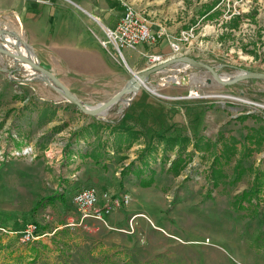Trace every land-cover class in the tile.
<instances>
[{"label": "rangeland", "instance_id": "rangeland-1", "mask_svg": "<svg viewBox=\"0 0 264 264\" xmlns=\"http://www.w3.org/2000/svg\"><path fill=\"white\" fill-rule=\"evenodd\" d=\"M123 1L134 6L133 0ZM198 1L180 3L181 8L187 7L179 11L180 15L193 14V20L183 31L194 28L196 36L193 41L197 39L199 26L204 25L206 42L216 40L222 43L220 55L216 56L211 49H207L204 51L206 55H201L199 61L218 67L220 73L228 78L243 71L264 72V0H201L208 5L207 9L215 6L212 12L207 11L204 20L201 19L202 14L198 13L201 7ZM6 2L0 0L4 8H0V29H6L23 39L20 29L14 25L11 6L9 9ZM106 31L107 28L105 34ZM9 37L16 40L11 35ZM0 43L8 51L13 50L10 44L5 45L6 42L1 39ZM183 44L181 51H173L174 57L190 56L186 53L187 46ZM110 51L111 62L117 70L105 81H91L75 75L61 78L56 76L53 69L48 71L84 102L103 103L128 84L136 69L154 65L152 55L142 56L134 69L126 50L119 53L111 47ZM1 53L0 69H15V64ZM19 67L22 70L16 71L15 76L29 78L30 72L21 64ZM7 77L0 70V81L4 79L0 82L4 91V100L0 101V264H264V203L258 218L236 212L232 207L234 196L243 192L248 179L253 180V175L246 173L241 182L233 187L221 185L214 188L208 180L211 160L203 159L199 154L194 155L180 176L168 173L169 164L164 166L159 160L154 165L158 185L147 191L143 188L140 197L144 203L137 207L142 213L133 222V233H129L133 217L127 222L125 234L130 237V242L126 241L125 246L101 241L98 238L101 235L92 234L93 229L99 224L105 225L104 220L111 214L104 220L95 219L99 223L96 225L86 223L87 219L82 221L81 214L72 204L75 189L70 187V180L64 178V175L68 177V173H64L67 165L65 162L60 165V161H57L59 153L56 148L64 146L63 139L68 137L67 134L74 128L72 124L78 120L75 115L82 112H77L79 109L76 106L66 102L49 87L50 99L54 101H45L44 104L60 103V114L67 126L63 122L61 125L65 127L62 131L54 134L47 132L44 136L47 139L41 141L39 146L35 145L37 135L49 126L26 137L27 140L33 138L32 145L21 144L22 137L14 131V123L9 125L8 121L20 106L8 111L5 109L27 98L29 101L27 99L23 107L32 103L36 97L32 84L39 82L16 83ZM15 84L17 87L12 86ZM147 86L150 90L143 88L140 95L126 96L123 102L98 119L108 124L142 128L146 133L153 129H167L171 123L181 130L182 122L186 116L188 119L189 110L192 109L194 114L190 117L200 114L212 128L222 124L223 131L230 134L236 131L233 121L240 119L231 118V113L235 116V111L244 106L259 109L264 106V81L247 80L223 87L209 72L192 66H172L153 75ZM191 92H197L199 96L190 97ZM64 106L67 108L63 109ZM23 107L19 109L20 113L24 111ZM27 149H31L29 153H26ZM121 157L125 160L128 158L127 155ZM251 162L255 165L257 160L246 161L245 165L249 166ZM234 163L235 160L224 167L230 177L228 181L234 177ZM64 191L67 196L65 204H46L32 212L42 198ZM126 194L129 195L125 192L123 196ZM33 221L49 227L46 233L50 235L43 242L23 244L20 241L21 233L28 225L34 224ZM55 232L58 234L54 235ZM42 244L48 247L42 248ZM36 247H39L40 255L33 260L32 252Z\"/></svg>", "mask_w": 264, "mask_h": 264}, {"label": "crops", "instance_id": "crops-1", "mask_svg": "<svg viewBox=\"0 0 264 264\" xmlns=\"http://www.w3.org/2000/svg\"><path fill=\"white\" fill-rule=\"evenodd\" d=\"M186 1L188 0L131 1L137 10L148 15L152 21L151 31L158 35L156 43H143L135 49H125V53L134 69H136L137 62L142 56L162 54L167 59L174 57L172 43L179 37L181 31L188 28L186 26L190 20H193V14L189 16L188 14L182 13L180 15L179 13L180 10L187 9V7L181 8L179 6L182 5L180 3H186ZM1 5L2 3H0V8H2ZM6 5L8 8L11 6V9H9L13 12L12 19L14 25L20 29L24 39L20 38L21 42L30 48L36 58L38 57L37 59L40 64V61H42L50 69H53L56 76L62 78L68 75H75L91 81H105L117 70L110 59V55L112 56L111 51L105 50L101 42L106 39L105 29H115L119 24L125 11L123 0H7ZM198 5H201L198 13L202 14L201 19L204 20L208 13L213 10L208 11V5L201 2V0L198 1ZM0 11L2 12L1 9ZM198 29L200 31L197 34V39L183 44L187 46V55L200 60L199 57L206 55L204 51L207 49H211L216 56L220 55L222 53V43L216 42V40L206 42V29L204 25L199 26ZM148 68L150 67L136 69V72H141ZM64 83L68 85V83ZM107 84L112 83L107 82ZM32 85V88L36 91V97L32 103H27V110L21 113L19 111L25 105L28 98L22 102L17 101L11 104L9 106L10 109L7 106L5 110L8 111L20 106V108L13 111V118L8 121H10L9 125L12 122L14 123V131H17L22 137L23 142L21 141V144L25 142L24 145H32L33 138L32 140H27L26 137L34 131L43 130V127L49 126L37 135L35 145L39 146L41 141L45 139L44 136L47 132L51 131L48 129L60 126L65 121H63L62 114H60L62 107L57 101L54 102V106L57 108L54 118L49 122L40 121L41 114L44 112V105H46L44 104L45 101L53 102L54 100L50 99L51 91L48 86L43 83H33ZM12 86L17 87V84ZM3 94V86L0 85V101L4 100ZM64 108L67 107L64 106ZM263 108L264 106L262 109L253 106L240 107L235 111V116L229 110L224 109L227 113H231V118H241L233 121L236 124V131H232L230 134L240 140H244L249 128L264 126ZM77 112L81 111L78 110ZM247 115L252 116L243 119ZM75 116L78 119L75 121L76 126L72 124L74 126L73 130H70L67 134L68 137L63 139L64 146L61 149L56 148L57 153H59L57 161H60V165L63 162L66 163V172L64 173H68V177L64 175V178L70 180V187L75 189L74 194L82 188L93 186L102 195L101 200L103 202L105 194L118 199L123 196V193H129V195L126 194L130 199L129 204L125 205L121 203L114 205L111 215L107 220H104L105 225H100L95 219L86 220V223H92V225L99 224L91 232L93 235H101L98 238H101V241L103 240L104 243L108 242L110 245L126 246V241L130 242V237L125 234L127 222L131 217H138L142 213L138 211L137 207L138 204L144 202L142 197H140L143 188L139 186L137 177L134 174H129L123 178L122 173L124 168L137 157L138 150L145 146V142H142L144 139H141V141L126 152L130 153L128 155L116 152L114 146L119 140V135L114 136L108 143L106 155L101 149L97 148L99 143L103 144L107 140L106 136L101 133L97 136H90L88 139H80L73 155L66 159L64 150L72 133L91 122V119L83 113H77ZM186 117L182 122L181 128L189 136L193 135V132L196 131L198 134L203 132L200 135L216 139L219 133L223 131L222 124L212 128L208 120L204 121L202 115L195 122L194 117L188 116V119ZM173 124L175 123H171L170 127L178 126ZM184 124L186 125L184 126ZM14 143L16 142L14 141ZM93 150L96 151V158L89 157V154ZM121 155H127L128 158L125 160ZM263 159L264 148L254 154L252 161L257 160L255 165H259ZM251 165H253V162L247 167ZM251 180L252 178L248 179L244 190L249 188ZM157 185L158 180L156 179L154 186L144 189L147 191L148 189L156 188ZM145 202L150 203L148 200H145ZM144 216L148 219L146 214Z\"/></svg>", "mask_w": 264, "mask_h": 264}, {"label": "trees", "instance_id": "trees-1", "mask_svg": "<svg viewBox=\"0 0 264 264\" xmlns=\"http://www.w3.org/2000/svg\"><path fill=\"white\" fill-rule=\"evenodd\" d=\"M215 6H210L208 11L213 10ZM24 111L27 107H23ZM57 113V108L54 105H44V112L41 114V122L51 121ZM194 114V110H189L190 115ZM252 115H247L243 119H247ZM200 115L194 116V122ZM91 122L75 130L65 147L64 155L68 159L73 155L76 145L80 139H88L90 136H97L103 133L107 140L104 143L98 144V149H101L107 155V146L113 136L119 135V141L116 142L114 149L117 153L128 152L141 139H144L145 146L138 150L137 157L129 163L123 170V178L129 174H134L137 177L139 186L142 188H150L156 182L157 171L154 165L160 160L162 165L169 164L168 173L175 176H180L193 160L195 154H199L203 159H210V170L208 180L214 188L221 185L233 187L240 183L246 173L253 175V180L248 189L234 196L232 207L236 212H245L253 218H258L261 215V206L264 203V159L255 167L251 165L247 167L246 161L253 158L255 153L260 152L264 148V126L258 128H249L244 140L238 139L236 136L221 131L216 139L209 138L205 135H200L196 131L189 136L176 127H169L161 130H149L148 133L142 128L135 129L134 127L118 126L111 123H104L98 118L89 117ZM192 118V117H191ZM241 119V118H240ZM1 127V125H0ZM65 125L55 126L51 129L50 134L61 131ZM107 131V132H106ZM47 139V137H45ZM89 157L96 158V151L93 150ZM235 160L233 166L234 177L230 178L224 170L225 166H230ZM211 196V192L208 195ZM65 193H55L51 196L42 198L34 206L32 212L38 211L46 204H55L66 202ZM37 225V233H46L49 227L42 226L33 221ZM68 232V229H65ZM58 233L55 232L54 235ZM43 242L42 240L34 242ZM42 248H47L48 245H41ZM39 247L33 249L32 255L34 259L39 257Z\"/></svg>", "mask_w": 264, "mask_h": 264}, {"label": "built area", "instance_id": "built-area-1", "mask_svg": "<svg viewBox=\"0 0 264 264\" xmlns=\"http://www.w3.org/2000/svg\"><path fill=\"white\" fill-rule=\"evenodd\" d=\"M152 22L147 14L137 10L134 6L125 3V11L120 19L119 24L115 29H107L106 39L101 42L102 47L110 51L111 47H114L119 53L125 49H135L137 46L143 43H156L158 35L151 31ZM196 36L194 28L187 31H182L179 37L172 43V49L175 52L181 51L182 43H189ZM152 62L154 67L158 64L165 62L162 55H152ZM157 63V64H155ZM190 97H198L197 92H191ZM31 149H27L26 153H29ZM102 202V195L98 189L93 186H88L80 189L72 196V204L81 214V220L88 218H94L98 220H104L106 216H109L113 210V206L124 203L128 205L130 202L129 196L124 195L121 198H115L114 196H108L105 194ZM136 219L134 216L131 219L129 233L134 232L133 222ZM49 233H37V225L30 224L21 233L20 241L23 244L30 242L43 240Z\"/></svg>", "mask_w": 264, "mask_h": 264}, {"label": "water", "instance_id": "water-1", "mask_svg": "<svg viewBox=\"0 0 264 264\" xmlns=\"http://www.w3.org/2000/svg\"><path fill=\"white\" fill-rule=\"evenodd\" d=\"M8 33L9 35L15 37L16 40L20 39L15 33ZM1 40L4 41L3 39ZM8 54L13 55V53ZM14 64L16 67L15 69H0L3 73H6L8 75L11 81L16 83H23L25 81L43 83L55 92H57L66 102H69L72 105L76 106L83 114L95 118H100L104 116L113 106H115L119 102H123L126 96L137 95L143 88L149 89L147 85L148 83H150L151 77L155 74L166 71L172 66L185 65L206 70L212 75L213 79L223 87H230L247 80L264 81V72L243 71L237 74L236 76L227 78L220 73L218 67L196 60L195 58H192L190 56H180L167 59L165 62L158 64L154 67L148 68L144 71L133 72L134 77L128 82V84L106 102L86 103L83 100L79 99L69 89H67V87L63 83H53L51 79L54 78L57 80V78L48 71L50 70V67L48 65H43L41 63V66L39 67L40 71L42 73H45L46 75L30 73L29 78L21 79L15 76L16 71L22 70L19 67L20 64Z\"/></svg>", "mask_w": 264, "mask_h": 264}, {"label": "bare ground", "instance_id": "bare-ground-1", "mask_svg": "<svg viewBox=\"0 0 264 264\" xmlns=\"http://www.w3.org/2000/svg\"><path fill=\"white\" fill-rule=\"evenodd\" d=\"M5 30L2 29V31H0V39H3L6 42L4 43L5 45L7 43L8 45L10 44L13 50L8 51L7 47L0 43V51L4 53L11 62L23 65L31 74L46 75L45 73H42L40 71L39 67L41 66V64L39 63L35 55L31 52L30 48L22 43L20 39L11 40L8 31ZM8 53H13V55H10ZM51 80L55 84L61 83L59 80H56L54 78H52Z\"/></svg>", "mask_w": 264, "mask_h": 264}]
</instances>
